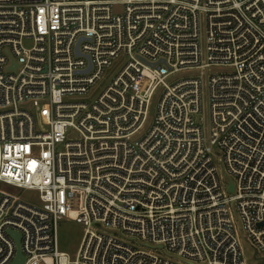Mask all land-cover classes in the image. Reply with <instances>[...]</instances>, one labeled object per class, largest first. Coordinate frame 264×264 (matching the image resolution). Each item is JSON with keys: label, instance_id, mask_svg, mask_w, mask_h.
<instances>
[{"label": "built area", "instance_id": "2783aa9c", "mask_svg": "<svg viewBox=\"0 0 264 264\" xmlns=\"http://www.w3.org/2000/svg\"><path fill=\"white\" fill-rule=\"evenodd\" d=\"M212 65L232 69L208 77L207 137L192 70ZM3 183L38 203L0 191V264H248L241 235L264 264V0H0ZM64 217L84 227L75 258Z\"/></svg>", "mask_w": 264, "mask_h": 264}, {"label": "rangeland", "instance_id": "374dc122", "mask_svg": "<svg viewBox=\"0 0 264 264\" xmlns=\"http://www.w3.org/2000/svg\"><path fill=\"white\" fill-rule=\"evenodd\" d=\"M206 19L204 16H202L201 19V31H202V37H201V46L202 50L206 52V44H207V30H206ZM27 46H30L31 43L29 41L26 42ZM128 60V56L123 53L120 56H118L116 59L113 60L110 67L106 69V73L104 75V78L97 82L93 88L92 92L90 94H83V95H76V98L78 99H90L93 100L103 89V87L112 79V77L118 73L119 69L126 63ZM232 68L230 66H222V65H212L208 68L204 69H197L192 70L195 71L197 75L202 76L203 84H202V110L197 113L194 117L197 122H199L202 127L205 129L206 136L208 137L211 131V107H210V93L208 88V77L212 73L217 72H227L228 70H231ZM188 71H180L174 74L173 77H182L187 74ZM93 94V95H92ZM160 97V90L158 89L157 93L153 97L151 101L150 106V120L153 118L155 112H156V106L157 102ZM22 106L29 109L36 118V124L37 129L40 131H45L49 128V121H50V112H49V100L47 97H40V98H32L24 101L22 103ZM68 133V140H73L78 136V132L74 130H69ZM57 150H64V143H58L56 145ZM215 159L222 157V152L216 148L215 149ZM0 191L9 193L15 200H25L30 202H36L38 201V193L33 190H29L26 188H17L12 185L8 184H0ZM38 203V202H36ZM235 222H237L238 228L241 227V222L238 217H236ZM58 241H59V247L62 250H65L70 253V255L75 258L79 243L81 241L84 227L79 222L69 219L67 217L61 218L58 221ZM245 235V234H244ZM241 240L243 241V247H244V253H245V260H247L248 264H258V261L256 260L257 253L255 251L254 246L247 241L243 235H241Z\"/></svg>", "mask_w": 264, "mask_h": 264}, {"label": "water", "instance_id": "95a60500", "mask_svg": "<svg viewBox=\"0 0 264 264\" xmlns=\"http://www.w3.org/2000/svg\"><path fill=\"white\" fill-rule=\"evenodd\" d=\"M231 184V188L233 189V184L230 182ZM260 224H264V222H261ZM16 238H17V242L19 244V236L16 235ZM22 261V254H21V251H19V258L15 261V263H21Z\"/></svg>", "mask_w": 264, "mask_h": 264}]
</instances>
